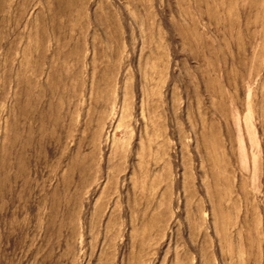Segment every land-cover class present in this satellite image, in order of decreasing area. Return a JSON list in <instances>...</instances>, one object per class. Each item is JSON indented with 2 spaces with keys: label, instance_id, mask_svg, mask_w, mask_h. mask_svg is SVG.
<instances>
[{
  "label": "rangeland",
  "instance_id": "374dc122",
  "mask_svg": "<svg viewBox=\"0 0 264 264\" xmlns=\"http://www.w3.org/2000/svg\"><path fill=\"white\" fill-rule=\"evenodd\" d=\"M0 264H264V0H0Z\"/></svg>",
  "mask_w": 264,
  "mask_h": 264
}]
</instances>
